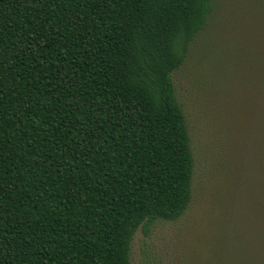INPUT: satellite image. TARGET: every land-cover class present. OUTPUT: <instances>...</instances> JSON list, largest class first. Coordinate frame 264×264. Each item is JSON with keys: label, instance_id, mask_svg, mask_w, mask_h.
<instances>
[{"label": "trees", "instance_id": "16d2710c", "mask_svg": "<svg viewBox=\"0 0 264 264\" xmlns=\"http://www.w3.org/2000/svg\"><path fill=\"white\" fill-rule=\"evenodd\" d=\"M223 17L247 89L242 139L206 144L210 264H264V0H0V264H130L137 228L185 213L172 73Z\"/></svg>", "mask_w": 264, "mask_h": 264}, {"label": "rangeland", "instance_id": "374dc122", "mask_svg": "<svg viewBox=\"0 0 264 264\" xmlns=\"http://www.w3.org/2000/svg\"><path fill=\"white\" fill-rule=\"evenodd\" d=\"M220 20L218 27L196 37L184 63L172 73L195 161L192 200L179 219L137 228L130 264H210L218 232L204 180L206 144L217 152L222 145L234 148L242 139L240 96L247 89L234 71L235 30L230 19Z\"/></svg>", "mask_w": 264, "mask_h": 264}]
</instances>
